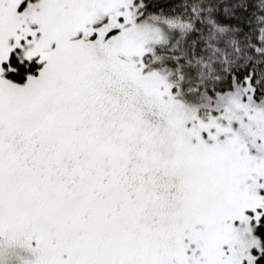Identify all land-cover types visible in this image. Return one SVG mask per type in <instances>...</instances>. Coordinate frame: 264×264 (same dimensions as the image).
Returning a JSON list of instances; mask_svg holds the SVG:
<instances>
[{
  "label": "snow or ice",
  "instance_id": "snow-or-ice-1",
  "mask_svg": "<svg viewBox=\"0 0 264 264\" xmlns=\"http://www.w3.org/2000/svg\"><path fill=\"white\" fill-rule=\"evenodd\" d=\"M0 264H264V0H0Z\"/></svg>",
  "mask_w": 264,
  "mask_h": 264
}]
</instances>
